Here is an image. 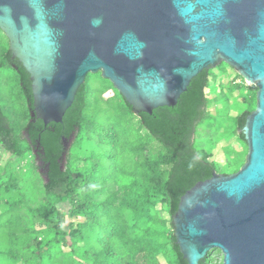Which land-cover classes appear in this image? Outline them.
I'll list each match as a JSON object with an SVG mask.
<instances>
[{"label":"water","instance_id":"1","mask_svg":"<svg viewBox=\"0 0 264 264\" xmlns=\"http://www.w3.org/2000/svg\"><path fill=\"white\" fill-rule=\"evenodd\" d=\"M0 29L30 74L31 116L45 125L63 122L89 73L109 79L136 115L175 106L221 60L255 83L257 107L240 130L246 163L187 190L173 223L188 264L216 248L220 264H264V0H0Z\"/></svg>","mask_w":264,"mask_h":264},{"label":"trees","instance_id":"2","mask_svg":"<svg viewBox=\"0 0 264 264\" xmlns=\"http://www.w3.org/2000/svg\"><path fill=\"white\" fill-rule=\"evenodd\" d=\"M4 66H12L18 73L31 113L34 98L30 74L18 59L12 58L10 50L6 58L0 60V69ZM89 74L63 122L45 125L43 120L28 115V147L15 136L0 104V146L13 156H23L25 147L33 150L42 162L46 177L43 205L24 215L20 202L13 196L7 214L4 212L7 216L0 217V228H8L10 241L8 249L0 250V256L8 257V264H18L25 251H29L26 262L39 264L36 258L43 256L42 250L57 245L69 247L78 264H163L160 256L166 264H188L177 243L173 215L178 210L181 196L216 171L215 162L199 154L194 139L197 126L206 114L207 88L211 81L209 70H203L192 79L175 106H162L154 109L152 114L142 112L137 115L138 127L131 119L134 116L132 106L113 83L96 73L93 87L88 80ZM109 90H113L114 95L104 98ZM118 93L120 103L112 105L110 99ZM102 105L110 111L111 121L95 122L88 112L93 106L99 111ZM114 112L118 113V121L112 119ZM250 113L244 111L236 122L238 139L245 143V135L240 130ZM143 129L147 134L142 133ZM92 135L101 150L91 152L88 159H94L93 166L80 168L76 166L79 156L74 146L89 144ZM148 136L159 141L173 157L168 173L164 171L167 159H155L148 150ZM73 139L71 149L67 148V142ZM101 171L106 180L125 176L131 181L105 195L95 181L96 174ZM2 178L1 174L0 180ZM79 184L85 188L81 193L83 202L77 204L70 215H82L85 221L67 231L62 227L64 214L58 205L72 201ZM5 185L7 191L10 186ZM102 195L105 196L101 199ZM162 198L169 204L170 220L158 208ZM127 211L132 214L131 219L127 217ZM36 233H53V237L40 239L38 246L33 247L26 241ZM78 241L83 245L78 247ZM202 262L218 264L210 257V252Z\"/></svg>","mask_w":264,"mask_h":264},{"label":"rangeland","instance_id":"3","mask_svg":"<svg viewBox=\"0 0 264 264\" xmlns=\"http://www.w3.org/2000/svg\"><path fill=\"white\" fill-rule=\"evenodd\" d=\"M9 50V40L6 34L0 30V60L6 58V53ZM99 74L101 72H98ZM210 84L207 88L208 103L206 106V114L202 122L197 126L195 145L198 152L204 158L215 162L216 172L219 174H232L237 172L247 161L249 151L248 143L238 139L236 134L237 118L244 112H253L257 107V92L258 86L255 83L245 79L239 71L224 60H221L217 65L209 68ZM90 73V84L94 87L96 79ZM114 95L113 90L106 92L103 97L108 98ZM100 98V95L97 94ZM120 94L110 99L112 105H119ZM119 102V103H118ZM0 104L10 120L14 134L20 139V142L28 147L27 137L24 135L28 121V104L23 94L21 84L18 79V73L12 66H4L0 69ZM113 111H111L112 113ZM88 115L95 122H107L110 120V111L105 105H102L97 111L96 106L88 112ZM115 116L112 119L118 121V113L114 112ZM131 117L133 124L138 127L139 118L136 114ZM143 134H147V130H142ZM149 138L148 150L152 153L155 159H167V164L164 167L165 173H168L173 162V157L163 149L161 143L154 138ZM74 139L69 144L71 149ZM24 146V147H25ZM23 156H13L6 152L0 146V175L3 178L0 182L9 184V188L5 190V184H0V217L4 214L15 200L20 202L22 213L27 215L33 208L40 207L45 202L44 182L46 177L41 173L37 165V157L33 150H27L25 147ZM76 154L79 158L76 166L80 168H88L94 165V159L91 157L92 151H100V145L92 135L91 142L81 144L78 147L74 146ZM102 171L96 174L97 186L104 191L105 195H110L118 186L124 185L131 181V178L120 176L117 179L106 180L102 177ZM82 179V178H80ZM84 185H78V193L72 201L61 203L58 205L59 211L64 214V222L62 227L67 231L73 230L79 223L85 221L82 215L73 217L70 215L71 210L83 202L82 192ZM21 195H20V194ZM105 195L101 196V199ZM169 204L162 198L158 204V208L162 210V214L168 220L171 215L168 212ZM129 219L132 218L130 211L126 212ZM39 225L36 227L38 228ZM53 237V233L49 234H34L26 243H31L34 247L38 246L40 239ZM81 241L77 242V246H82ZM10 246L8 237V228H0V250H6ZM25 244V248H26ZM29 251H25L23 258L18 264H29L26 262ZM43 256L36 258L39 264H78L72 254V250L67 247L44 248ZM33 255V254H32ZM210 257L215 263H222L223 253L216 248L210 252ZM9 258L0 256V264H8ZM160 261L166 264L163 257L160 256Z\"/></svg>","mask_w":264,"mask_h":264},{"label":"flooded vegetation","instance_id":"4","mask_svg":"<svg viewBox=\"0 0 264 264\" xmlns=\"http://www.w3.org/2000/svg\"><path fill=\"white\" fill-rule=\"evenodd\" d=\"M30 115H31V113H30ZM32 117V116H31ZM31 120H32V118H30Z\"/></svg>","mask_w":264,"mask_h":264}]
</instances>
